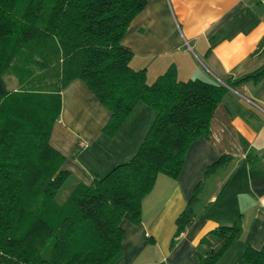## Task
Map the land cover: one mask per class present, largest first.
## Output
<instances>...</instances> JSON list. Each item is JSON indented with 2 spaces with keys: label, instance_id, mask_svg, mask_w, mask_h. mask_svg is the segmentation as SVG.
<instances>
[{
  "label": "trees",
  "instance_id": "16d2710c",
  "mask_svg": "<svg viewBox=\"0 0 264 264\" xmlns=\"http://www.w3.org/2000/svg\"><path fill=\"white\" fill-rule=\"evenodd\" d=\"M145 4L0 0V264L108 263L121 250L122 221L140 222L142 201L159 174L178 177L186 150L208 136L228 88L264 78V65L226 84L179 80L170 66L148 83L144 69L130 66L133 52L122 43ZM7 76L16 88H8ZM74 79L110 111L102 129L108 137L137 104L155 112L136 152L88 184L62 168L65 157L50 144L61 91ZM200 187L176 218L174 238L192 222ZM240 233L236 224L204 236L201 264H214ZM243 257L264 262V252L249 247Z\"/></svg>",
  "mask_w": 264,
  "mask_h": 264
},
{
  "label": "crops",
  "instance_id": "0c3cea01",
  "mask_svg": "<svg viewBox=\"0 0 264 264\" xmlns=\"http://www.w3.org/2000/svg\"><path fill=\"white\" fill-rule=\"evenodd\" d=\"M122 43L148 83L170 66L179 80L233 82L264 65V0H146ZM154 114L139 103L108 137L102 129L110 111L74 79L61 91L50 144L64 155L62 168L88 184L136 152ZM200 182L192 222L174 238L176 218ZM236 224L240 235L214 264H251L243 257L247 247L264 252V78L228 88L208 136L186 150L178 177L159 174L140 222L122 221L121 250L106 264H201L204 236Z\"/></svg>",
  "mask_w": 264,
  "mask_h": 264
},
{
  "label": "rangeland",
  "instance_id": "374dc122",
  "mask_svg": "<svg viewBox=\"0 0 264 264\" xmlns=\"http://www.w3.org/2000/svg\"><path fill=\"white\" fill-rule=\"evenodd\" d=\"M6 79H7V85H8V87H10V88H13L14 86H17V84L15 83V81H14V79L12 78V77H6ZM145 106H148V105H146L145 104ZM148 108H150L149 106H148ZM152 109V108H151ZM153 110V109H152ZM137 114V113H136ZM136 116H140V115H135V117L134 118H136ZM139 122H141V120L139 121ZM63 189V187L61 188V190ZM60 190V191H61ZM64 194H66V191L64 190L63 191V193L60 195V197H64Z\"/></svg>",
  "mask_w": 264,
  "mask_h": 264
}]
</instances>
